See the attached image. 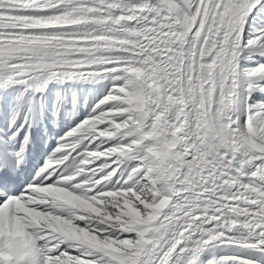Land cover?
<instances>
[{"label":"snow or ice","instance_id":"6c2138e0","mask_svg":"<svg viewBox=\"0 0 264 264\" xmlns=\"http://www.w3.org/2000/svg\"><path fill=\"white\" fill-rule=\"evenodd\" d=\"M0 115V264H264V0H0Z\"/></svg>","mask_w":264,"mask_h":264},{"label":"bare ground","instance_id":"6f19581e","mask_svg":"<svg viewBox=\"0 0 264 264\" xmlns=\"http://www.w3.org/2000/svg\"><path fill=\"white\" fill-rule=\"evenodd\" d=\"M33 131H34V134L36 136L35 147L33 149L34 158L38 161L44 160L48 156V154L56 148V144L54 143V141L50 140L51 133H50L49 137H45L42 140L41 139V130L34 129ZM41 141H43V142H41ZM35 151H37L39 153L37 155H35ZM36 156H38V157H36ZM0 230H1V232L6 231V232H12L15 234H22L23 235V229H22V226L20 225V223L17 222V224L15 225L14 228H10L3 215H0ZM218 251L222 256H224L226 253L229 252V249L225 247V248H222Z\"/></svg>","mask_w":264,"mask_h":264},{"label":"rangeland","instance_id":"374dc122","mask_svg":"<svg viewBox=\"0 0 264 264\" xmlns=\"http://www.w3.org/2000/svg\"><path fill=\"white\" fill-rule=\"evenodd\" d=\"M218 254L221 255V254L219 253V251H218Z\"/></svg>","mask_w":264,"mask_h":264}]
</instances>
